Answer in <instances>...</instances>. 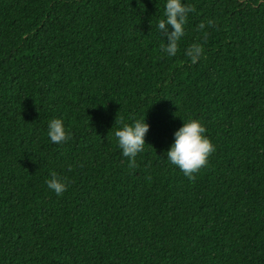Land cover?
I'll return each instance as SVG.
<instances>
[{
    "label": "trees",
    "instance_id": "16d2710c",
    "mask_svg": "<svg viewBox=\"0 0 264 264\" xmlns=\"http://www.w3.org/2000/svg\"><path fill=\"white\" fill-rule=\"evenodd\" d=\"M182 3L170 57L166 0H0V264H264V0ZM144 117L129 167L114 133ZM190 119L215 146L194 181L167 159Z\"/></svg>",
    "mask_w": 264,
    "mask_h": 264
},
{
    "label": "clouds",
    "instance_id": "9594fccd",
    "mask_svg": "<svg viewBox=\"0 0 264 264\" xmlns=\"http://www.w3.org/2000/svg\"><path fill=\"white\" fill-rule=\"evenodd\" d=\"M195 7L182 3V0H166L165 19H160L157 27L168 37V43L161 45V51L168 56H174L179 51V41L185 35V25L190 13ZM172 26L169 32L167 26ZM214 25L212 20L207 26ZM199 30L206 28L205 23H200ZM208 33L204 31L203 40L206 42ZM204 47L201 43H193L185 50L192 63L203 55ZM122 127L115 131L114 135L118 140V146L122 155L130 158L129 167H136L135 158L138 153L144 151L145 134L149 125L143 119L135 120L134 123L119 121ZM206 128L198 119H190L184 122L183 126L175 132V142L167 151V159L171 164L178 166L186 177L195 180V174L209 162V156L215 151L211 140L204 135ZM48 137L53 143L62 144L71 139V133L66 131L63 121L59 118L52 119L48 124ZM47 187L53 190L57 196L62 195L67 189V178H61L55 171L51 172V178L46 181Z\"/></svg>",
    "mask_w": 264,
    "mask_h": 264
}]
</instances>
